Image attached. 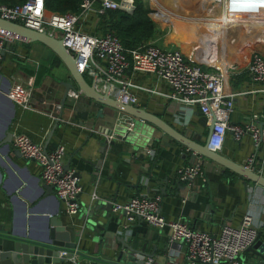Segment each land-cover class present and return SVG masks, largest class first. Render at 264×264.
<instances>
[{"label":"crops","instance_id":"obj_1","mask_svg":"<svg viewBox=\"0 0 264 264\" xmlns=\"http://www.w3.org/2000/svg\"><path fill=\"white\" fill-rule=\"evenodd\" d=\"M242 1L239 7L223 8L210 21L209 17L201 16L195 20L196 7L194 4L188 5L186 0L178 2L186 4L188 14L191 12V16L186 18L175 17L170 6L161 4L162 11L155 9L151 0H145L158 30L150 41L166 48L182 50L183 45L178 39L181 31H188L193 39L199 35V39L204 41L212 36L199 33L205 23L221 35L217 41L219 44L229 41L227 38L231 30L247 32L238 28V22L242 26L246 24L240 21L241 16L225 22V17L231 16V12L235 15L244 8L245 2ZM218 5L215 0L211 8L203 3L196 12L208 15ZM162 13L172 17L175 29L173 34L167 30V26L171 27L172 24H165L163 19H159ZM91 15L94 17V33L104 35L98 17L101 14L93 11ZM180 20H185L186 24L183 25ZM250 33L253 34L251 39H261L264 26L259 34L254 31ZM245 37L247 39L244 40L252 44L251 39L247 35ZM204 47L197 55L198 60L221 65L225 72L230 66L225 90L237 94L230 121L244 124L250 122L255 114L261 115L263 139L258 148L250 135L237 142L233 134L228 132L220 153L240 164L253 167L264 176V93L260 91V84L252 81L248 75V66L255 50L249 54L253 47H246L240 52L244 55L239 54L240 50L236 51L232 55L233 60L223 57L225 53L221 57L220 49ZM211 65L207 67L214 68ZM85 77L89 82L94 80L86 74ZM124 78H133L135 84L146 89H133L140 100L138 107L158 115L198 143L207 142L209 126L206 115L199 107L186 106L168 99L166 94L171 91L170 87L150 74L134 73L130 68ZM74 80L65 63L49 47L38 41L12 44L0 63V94H3L0 98V225L8 226L14 219L21 220L23 209H33V215L36 216L33 228L38 234L44 235L49 231L50 220L46 218H54L59 211L65 224L82 231L77 240L78 249L88 255L110 260L122 250V243L118 240L121 237L134 248L145 247L147 253H154L156 258H160L156 259L160 264H189L187 244L171 243L169 227L161 229L140 220L127 225L125 214L113 211L114 202L122 203L136 195L147 194L162 196L161 212L168 221L183 219L191 227L215 235L220 233L225 223L241 225L245 214L251 213L264 239V187L207 158H202L206 180L199 177L190 186L180 182L178 170L196 163L200 158L196 152L147 123L141 124L136 131L135 142L131 144L124 141L123 130L130 117L89 98L78 89L77 98L70 96L69 93L75 91L70 90L64 99L67 84L75 83ZM16 83H22L26 88L30 86L32 95L28 107L10 97L11 87ZM154 91L162 93L155 94ZM21 131L29 134L33 141L44 144L47 151H52L60 143L65 144L68 153L64 159L65 166L69 165V170L78 174L83 188L79 196L81 210L78 214L70 215L56 191L48 192L44 189L48 184L42 178L38 163L27 160L14 147L13 138L9 139V134L13 133L14 136ZM112 134L116 138L111 137ZM7 140L10 142L4 144ZM149 146L155 151L153 158L146 154L145 150ZM252 157L254 162L251 165L249 159ZM184 198H187L186 202ZM97 208L99 210L95 212ZM92 214L102 221L103 229L97 231V227L92 226ZM78 260L80 264H105L83 257L81 259V256H78ZM244 260L246 264H259L254 252L249 250L244 253ZM54 264L73 263L65 258ZM122 264H126V260Z\"/></svg>","mask_w":264,"mask_h":264},{"label":"built area","instance_id":"obj_2","mask_svg":"<svg viewBox=\"0 0 264 264\" xmlns=\"http://www.w3.org/2000/svg\"><path fill=\"white\" fill-rule=\"evenodd\" d=\"M97 3L101 7L96 10ZM46 5V0H26L15 6L0 3V18L59 38L69 54L77 60V69L84 75L96 78L97 91L105 94L109 90L111 97L121 98L125 104L138 106L140 100L133 89H144L135 84L133 78H124L128 69L132 68L134 73L150 74L164 82L171 89L166 94L168 99L186 106L199 107L206 115L208 126L216 119L210 140L213 151H221L228 132L233 134L237 142L250 135L255 140V146H260L263 139L260 114H255L250 122L244 124L230 121L237 94L225 90V80L230 74L228 70L225 72L214 67L210 71L204 64L189 58L181 49L165 50L155 41L127 51L121 39L113 33L93 35L83 30V22L93 11L104 14L106 10L112 9L132 14L136 9L134 0H84L79 14L48 13ZM22 42L29 41L0 25V63L12 44ZM248 75L252 81L260 84V91L264 93L263 52L255 50L252 53ZM69 94L75 98L79 95L76 91ZM31 95L30 86L26 88L22 83L13 84L10 90V97L25 107L29 106ZM130 120L131 117L126 125L129 132L134 128ZM111 137L116 138V135L112 134ZM13 145L22 152L24 158L38 163L44 182L55 187L67 212L70 215L78 214L81 210L79 196L83 188L75 171L65 168L64 159L68 154L65 144L60 143L52 151H47L44 144L33 141L29 134L21 131L13 136ZM145 151L152 158L155 156L151 146ZM199 156L196 163L178 170L180 182L190 186L199 177L206 180L204 159L202 160L205 157ZM253 162L254 157L249 159L251 165ZM186 201L187 198H184V202ZM161 203L160 195L140 194L122 203L114 202L113 211L123 212L127 225L140 220L161 229L169 227L171 243L187 244L189 264H246L244 253L256 242L259 234L251 213L245 214L241 225L225 223L220 233L215 235L195 229L183 219L168 221L161 212ZM68 255V252L62 251L60 258L65 260ZM78 256L74 254L69 259L73 264H80Z\"/></svg>","mask_w":264,"mask_h":264},{"label":"water","instance_id":"obj_3","mask_svg":"<svg viewBox=\"0 0 264 264\" xmlns=\"http://www.w3.org/2000/svg\"><path fill=\"white\" fill-rule=\"evenodd\" d=\"M0 25L16 34L26 38L29 42H41L47 47H49L58 57L61 59L65 65L70 70L75 83L67 84V94L64 99L67 98L70 90L82 91L89 98H93L97 102L114 108L123 114L131 117L134 128L129 132L127 128L125 129L124 141L135 142V133L139 129L141 124H149L159 128L164 133L168 134L174 140L180 142L184 146L188 147L190 150L198 153L199 155L210 159L225 169L232 170L237 174L243 176V178L248 179L251 182L264 187V176L257 172L251 166H245L240 164L230 158L222 155L220 152L213 151L210 146V140L213 134L214 125L216 119L212 121L209 126V134L207 142L205 144L198 143L196 140L190 138L189 136L183 134L175 127L167 123L158 115L150 113L143 108L138 106L125 104L121 98L111 97L109 90L107 93L102 94L97 91L96 78L92 82H89L85 75L77 69V60L69 54L67 49L64 47L63 42L47 32H39L24 25L7 21L0 18ZM5 91V89H2ZM3 94H0L2 98ZM130 120V121H131ZM13 138V133L9 134V139ZM7 140L4 144L9 143ZM103 148L102 151H104ZM19 153H22L18 150ZM102 162L99 163L101 165ZM66 170L70 169L69 165L65 166ZM78 175V174H76ZM48 192H54L55 187L47 185L44 187ZM99 208L96 209L97 212ZM109 210V209H108ZM23 218L21 220L14 219L11 224L6 226L5 224L0 225V264H54L61 262V252H68V258H71L74 254H78L83 258L88 260L103 262L105 264H122V261L126 260V264H160L154 253H147L145 247L143 249L134 248L125 241V238L119 237V242L122 243V250L119 254H115L110 260H105L100 257L91 256L78 249V238L81 237L82 231H77L75 227L68 226L64 223V219L59 216V211H57L54 218L48 223L49 231L44 234H38L34 230L33 220L36 216L33 215V209H23ZM92 226L97 227V231L103 229V224L101 220L97 219V216L92 214ZM66 222V221H65ZM254 252L256 259H259V264H264V239L263 234L260 232L258 234L256 242L248 249Z\"/></svg>","mask_w":264,"mask_h":264},{"label":"trees","instance_id":"obj_4","mask_svg":"<svg viewBox=\"0 0 264 264\" xmlns=\"http://www.w3.org/2000/svg\"><path fill=\"white\" fill-rule=\"evenodd\" d=\"M26 0H0L1 4L15 6L23 4ZM84 0H46V9L48 13H74L79 14ZM136 9L132 14L121 10H106L104 14L99 15L100 24L104 30V35L113 33L117 35L127 51L136 49L139 46L147 44L157 35V26L151 18V10L146 6L145 0H134ZM97 8L101 7L97 3ZM93 15L89 16L82 24L85 32L95 34L92 29ZM159 19H163L159 17ZM165 24L169 22L163 19ZM97 35V34H95Z\"/></svg>","mask_w":264,"mask_h":264},{"label":"rangeland","instance_id":"obj_5","mask_svg":"<svg viewBox=\"0 0 264 264\" xmlns=\"http://www.w3.org/2000/svg\"><path fill=\"white\" fill-rule=\"evenodd\" d=\"M151 1H152V4H153L154 8L155 9H158V10L159 9L162 10L160 8V5L161 4L167 5L166 2L164 3V0L163 1L162 0H159V1H157V0H151ZM213 1L214 0H212L211 3ZM215 1H217L218 4H219L216 7V9L219 10V11L224 10L223 8H225V7H227V8H236L238 5L242 4V2H243L242 0H215ZM188 2H189L188 5L194 4L195 7H196L195 8V13H196V15L198 14V16L195 15V20L196 19H200L199 16H201V17H209L210 15H212L211 14L212 12L210 10H209L210 13L208 12V15H204V14L201 15V13H197L196 12V11H199L198 8H200V6L203 4V2L201 0L200 1L199 0H189ZM179 8L180 9L176 8L174 10L175 17H177V18H183V17H185L186 18V17H190L191 16V12H190V14H188L186 12V10L188 9L187 7H186L187 9H185L183 7L181 8V6ZM178 10H179V12H178ZM233 13L234 12H231V15ZM170 14H172V13H170ZM169 15H165V14L162 13V15H160V17H162L163 19L167 20L169 23L172 24L171 27L170 26H167V30L169 31L170 34L171 33L173 34L174 33V30H175L174 29V24L172 23V17L169 16ZM180 21H182L183 25L186 24L185 20H180ZM239 27L245 30V28L242 26V24L240 22H238V28ZM236 30L237 29L231 30L229 32V38H227L229 41H224V42H221L220 43V45H219L220 46L219 47V49H220L219 50V55H221V57H222V54L225 53L226 56H223V57L234 60V57L232 55H235V52L236 51H239L240 50L239 51V54L244 55L243 53H240L241 50L247 49L250 46H252L253 48L249 52V54L251 52H253L254 50L261 51V52L264 51V36L261 39H258L256 41V39H251L252 37H250V36H253L252 33H250V32H243L242 30H240V32H239V29L237 31ZM199 33H203V35H204V33L207 34V31H206L205 28H203V30L201 32H199ZM242 33L245 34V35L243 36ZM246 35H247L248 39H251L250 40V43H252V44H249V42H246V40H244V39H247L245 37ZM178 39H179V41H181L180 43H181V45H183L182 46L183 47L182 50H184V52L186 54H188L190 57L194 58L196 61L204 64V67H206V68H207V65L208 66L211 65V64H208V63H205V62H201L200 60H198V56H197L198 53L201 50H203L205 48L204 46L206 45L204 40H200L199 39V35H198L197 38L194 37V39H193L192 35L188 31L187 32L186 31L185 32L184 31H181L179 33V35H178ZM158 46L162 47L165 50H170V48L163 47L159 43H158ZM232 64H234V63H232ZM211 66L216 67V68H219V69H221V70L224 71V68L221 67V65L219 66V65H215L214 64V65H211ZM229 67L227 68V70H229ZM208 69L210 71H213L214 70V68H208ZM123 131L125 132V130H123Z\"/></svg>","mask_w":264,"mask_h":264},{"label":"bare ground","instance_id":"obj_6","mask_svg":"<svg viewBox=\"0 0 264 264\" xmlns=\"http://www.w3.org/2000/svg\"><path fill=\"white\" fill-rule=\"evenodd\" d=\"M181 1H183V0H164V3L167 2V6L168 7L170 6V8L172 7L173 10H171V11L174 12V10L176 8L180 9L179 8L180 6H181V8L183 7L185 9H187L186 4L185 5L182 4L183 5L182 6L181 4L178 3ZM186 1H189V0H186ZM201 1L204 4H206V6H208L209 8L212 7L211 3L209 2L211 0H201ZM244 2H245V6H244V8H242V10L244 9V11L241 12L242 10H240V12L236 13L235 15L225 17V22H231L232 20H235L236 18H238V16H241L240 21L243 24L246 23L243 25L245 30L247 32L255 31L257 34H259L260 29L264 26V0H244ZM213 11H211L212 15L209 16L210 21H213L215 19V17L219 14V10H217L216 8H214ZM201 27H202V29L203 28L206 29V31H207L206 35H208V36L212 35V36H210V38H208L205 41V44H206L205 46L207 48H216V50H219L220 44L217 41H218V37H220L221 35L217 32V30L216 31L213 30L208 23L203 24Z\"/></svg>","mask_w":264,"mask_h":264}]
</instances>
